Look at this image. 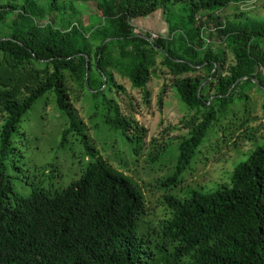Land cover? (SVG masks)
<instances>
[{
    "label": "trees",
    "instance_id": "obj_1",
    "mask_svg": "<svg viewBox=\"0 0 264 264\" xmlns=\"http://www.w3.org/2000/svg\"><path fill=\"white\" fill-rule=\"evenodd\" d=\"M247 1L0 0V264H264V140L227 180L173 192L220 132L226 145L246 128L249 89L264 95V19L221 22L215 14ZM157 11L165 33L151 38L134 20ZM46 15L52 19L40 23ZM211 21L233 54L225 70L223 49L203 34ZM158 53L193 112L181 119L186 133L171 149L172 168L160 182L163 215L151 219L143 192L101 157L99 132L89 124L87 133L74 103L87 104L88 123L99 118L106 128L121 129L135 144L137 159L129 160L136 165L146 129L133 117L122 80L147 102ZM42 96L58 115L55 149L66 169L54 159L38 165L20 146L21 121ZM107 141L101 143L117 145ZM171 142L146 160L163 163L160 154Z\"/></svg>",
    "mask_w": 264,
    "mask_h": 264
},
{
    "label": "rangeland",
    "instance_id": "obj_2",
    "mask_svg": "<svg viewBox=\"0 0 264 264\" xmlns=\"http://www.w3.org/2000/svg\"><path fill=\"white\" fill-rule=\"evenodd\" d=\"M215 14L221 22L264 19V0L230 3ZM52 16L54 20H57L55 13ZM51 19V16L46 15L40 20V23L43 24ZM134 24L143 31H149L150 35L165 33V24L160 11L154 12L151 17L135 19ZM203 34L209 39V44L213 48L219 47L223 49L221 62L223 70H225L234 62V58L229 48L225 47L224 43L216 38L214 21L203 26ZM260 44L264 49V39H261ZM162 58L161 53L156 55L155 65L150 72V79L147 83V102H144L141 92L132 89L127 80H122L124 87L128 91L127 95L134 104L133 117L137 124L146 129L143 139L145 147L142 149L136 165L132 164L129 160L130 157L132 161L133 159L134 161L137 159V155L132 152V147L135 144L126 140L124 132L121 129L110 130L106 128L99 118H95L88 123L87 104L83 100L74 103L77 109V117L88 128V134H92L88 126L90 124L95 134L99 132L98 136L101 142H105V139L109 138L108 143H110V140L114 144L115 142L117 143V145L111 146L110 144H103L99 140H96L95 146L102 158L109 161L115 168L123 171L137 183L144 195L146 217L151 219H158L163 215L161 210L165 191L161 188L160 182L172 168L173 158L170 159L171 149L176 147L178 138L186 133V129L180 123L181 119L193 112H187L189 110L188 107L180 100L175 88L172 87L171 82L173 77L168 73L166 67L160 64ZM256 89L254 87L249 89L248 107L250 108V115L246 123V130L234 131L232 137H230V142L226 145L222 142L226 134L224 131L223 134L220 132L219 136L215 138L214 143L210 144L211 147L199 156L203 160L195 162L197 159L195 156L196 159L194 158L191 161L188 168L182 174L184 178L173 189V192L183 194V191H189L193 187L213 188L217 183L224 179L227 180V176L231 173L233 167L237 163L244 161L253 149L263 142L264 95L259 93L260 90L257 89V91ZM44 97L42 96L34 102L21 121L20 126L24 130L25 141L22 145H19L24 147L23 150L28 160L41 165L54 159L62 165L63 169H66L69 163L63 159L62 153H59V150L55 149V142L60 132L58 115L52 104L44 107ZM96 123L98 126L94 127ZM100 126H105L106 130H97ZM208 139L210 141L211 139L213 140L212 135ZM234 140H237V143L232 145L231 142ZM170 141L172 142L165 148L163 154H160V159L166 157L164 162H167L168 159L169 162L164 164V162L161 163V160H159L151 163L146 160L148 159L149 151L155 147L163 146ZM121 149H127L128 154L126 155ZM119 160H121V163ZM126 160L125 164L124 161ZM119 164L122 166H119ZM14 183L16 188H19L23 192L22 186L17 179L14 180Z\"/></svg>",
    "mask_w": 264,
    "mask_h": 264
},
{
    "label": "water",
    "instance_id": "obj_3",
    "mask_svg": "<svg viewBox=\"0 0 264 264\" xmlns=\"http://www.w3.org/2000/svg\"><path fill=\"white\" fill-rule=\"evenodd\" d=\"M145 39H147V40H150V38H148V37H146V36H143ZM242 78H245V77H242ZM242 78H240V79H242ZM252 80H254L253 78H252Z\"/></svg>",
    "mask_w": 264,
    "mask_h": 264
},
{
    "label": "built area",
    "instance_id": "obj_4",
    "mask_svg": "<svg viewBox=\"0 0 264 264\" xmlns=\"http://www.w3.org/2000/svg\"><path fill=\"white\" fill-rule=\"evenodd\" d=\"M155 36H156V34H152V35H151V38H153V37H155Z\"/></svg>",
    "mask_w": 264,
    "mask_h": 264
}]
</instances>
